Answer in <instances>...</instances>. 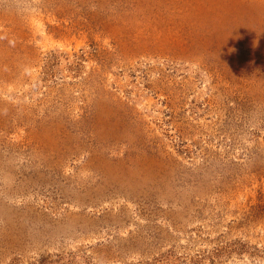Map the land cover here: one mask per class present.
I'll list each match as a JSON object with an SVG mask.
<instances>
[{"label": "rangeland", "instance_id": "1", "mask_svg": "<svg viewBox=\"0 0 264 264\" xmlns=\"http://www.w3.org/2000/svg\"><path fill=\"white\" fill-rule=\"evenodd\" d=\"M0 264H264V0H0Z\"/></svg>", "mask_w": 264, "mask_h": 264}]
</instances>
